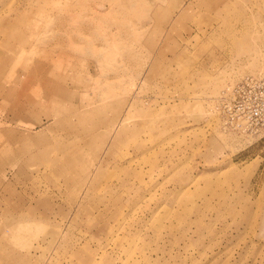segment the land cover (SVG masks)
<instances>
[{"label":"rangeland","instance_id":"1","mask_svg":"<svg viewBox=\"0 0 264 264\" xmlns=\"http://www.w3.org/2000/svg\"><path fill=\"white\" fill-rule=\"evenodd\" d=\"M249 76L264 0H0V264H264Z\"/></svg>","mask_w":264,"mask_h":264},{"label":"built area","instance_id":"2","mask_svg":"<svg viewBox=\"0 0 264 264\" xmlns=\"http://www.w3.org/2000/svg\"><path fill=\"white\" fill-rule=\"evenodd\" d=\"M222 112L235 128H264V76H249L232 89Z\"/></svg>","mask_w":264,"mask_h":264},{"label":"bare ground","instance_id":"3","mask_svg":"<svg viewBox=\"0 0 264 264\" xmlns=\"http://www.w3.org/2000/svg\"><path fill=\"white\" fill-rule=\"evenodd\" d=\"M210 6V5H209ZM211 7V6H210Z\"/></svg>","mask_w":264,"mask_h":264}]
</instances>
